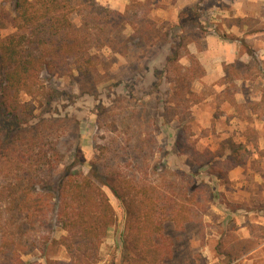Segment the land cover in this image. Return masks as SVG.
I'll return each mask as SVG.
<instances>
[{"label": "rangeland", "instance_id": "obj_1", "mask_svg": "<svg viewBox=\"0 0 264 264\" xmlns=\"http://www.w3.org/2000/svg\"><path fill=\"white\" fill-rule=\"evenodd\" d=\"M0 2L8 13L0 20L4 37L13 32L12 9L10 0ZM96 4L119 14L115 36L110 32L113 16L105 21L114 49L93 48L100 63L89 77L76 71L53 76L44 93L32 99L35 111L26 125L43 123L45 167L51 168L47 175L45 168L41 172L31 167L32 175L37 174L33 184L51 187L50 192H38L52 204V186L66 170L120 176L154 189L162 204L166 199L185 204L188 222L181 227L163 223L162 235L173 248L165 264H264V0ZM171 27L174 35L182 29L188 52L199 63L189 84L202 99L199 103L188 95L185 102L172 98L174 86L163 83L160 90H169L170 100L161 99L151 76V69L160 70L155 66L159 51L150 46L137 51L128 41L136 30L151 35L144 36L147 41L158 29L167 32ZM148 64L150 71L145 69ZM187 68L191 62L184 54L177 69ZM20 99L31 97L22 94ZM99 107L104 112L99 114ZM8 125L0 119V132ZM13 140L11 152L22 148ZM235 148L236 158L246 157V163L230 177L235 168L228 169L225 159ZM78 149L82 165L73 157ZM16 157L10 155L0 165V264H69L59 243L65 233L56 222L23 209L29 177L22 174L29 167L13 161ZM102 189L117 224L103 238L96 264H122L121 210L110 189Z\"/></svg>", "mask_w": 264, "mask_h": 264}, {"label": "trees", "instance_id": "obj_2", "mask_svg": "<svg viewBox=\"0 0 264 264\" xmlns=\"http://www.w3.org/2000/svg\"><path fill=\"white\" fill-rule=\"evenodd\" d=\"M10 4L12 17L9 21L13 32L0 37V119L9 122L7 129L0 132V165L16 153L18 157L13 161L27 162L29 171L25 170L22 174L29 177L21 202L23 209L32 214L43 213L44 217L48 216L56 222L65 233L59 243L66 252L69 264H96L103 238L117 224L114 207L102 189L107 187L121 210V263L165 264L172 256L173 248L170 240L162 235L163 223L170 221L175 227H181L189 221L183 202L166 199V203L162 204L160 194L154 189L138 186L120 176L110 179L66 170L52 186L54 197L51 204L44 194L38 192H50L51 187L39 188L33 184L32 179L37 174L33 176L30 171L31 167L41 172L45 168L47 175L51 171V168L45 167L49 164L43 146L46 134L40 128L43 123L26 125L27 118H31L35 111L32 99L44 93L45 83L50 82L53 76L76 71L89 77L88 74L100 63V58L91 50L103 47L114 49L115 39L105 33V21L113 16L110 32L114 33L119 26L115 17L119 14L101 8L96 0H10ZM7 14L0 2V20ZM180 17L179 13L177 26L181 25ZM172 27L167 32L158 29L154 33L156 36L147 41L144 36L151 35L136 30L128 41L137 51L149 46L159 51L155 66L160 70L156 67L151 69L149 64L145 69L153 70L151 76L157 80L153 87L161 99L170 97L169 90H160L163 83L174 86L172 98L185 102L188 95L187 99L192 96L196 99L195 103H199L202 99L197 98L189 88L199 63L188 52L182 29L180 34L174 35ZM181 51L191 62V68L184 72L177 69L179 59L184 56ZM22 94L31 97V100H21ZM131 95L128 92V96ZM102 112L104 109L99 107L98 113ZM13 137L22 143V148L11 152ZM237 154L238 149L235 148L226 157L228 169L246 163V157L236 158ZM73 157L80 165L84 162L79 149ZM214 171L222 175L226 173L220 168ZM233 211L231 213L236 212Z\"/></svg>", "mask_w": 264, "mask_h": 264}, {"label": "crops", "instance_id": "obj_3", "mask_svg": "<svg viewBox=\"0 0 264 264\" xmlns=\"http://www.w3.org/2000/svg\"><path fill=\"white\" fill-rule=\"evenodd\" d=\"M262 143H263V142H262ZM261 147H262V146H261ZM237 168H238V167H237ZM237 168L233 169V170L230 172V174H229L230 177H231L232 173H234V171H236Z\"/></svg>", "mask_w": 264, "mask_h": 264}]
</instances>
